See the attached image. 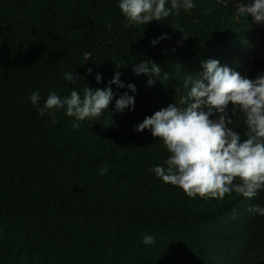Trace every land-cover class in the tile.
I'll use <instances>...</instances> for the list:
<instances>
[{
  "label": "trees",
  "instance_id": "1",
  "mask_svg": "<svg viewBox=\"0 0 264 264\" xmlns=\"http://www.w3.org/2000/svg\"><path fill=\"white\" fill-rule=\"evenodd\" d=\"M119 3L0 0V264H264V216L249 211L264 207V189L189 197L153 171L170 156L163 141L136 131L169 105L186 107L185 79L204 61L264 74V24L238 13L251 0H193L148 25L129 23ZM144 61L161 77L136 75ZM69 72L80 79H63ZM117 73L124 87L111 83ZM86 87L111 88L113 100L78 129L66 108L39 113L49 93L83 98ZM125 93L134 108L117 112ZM230 115L246 139L243 114Z\"/></svg>",
  "mask_w": 264,
  "mask_h": 264
},
{
  "label": "clouds",
  "instance_id": "2",
  "mask_svg": "<svg viewBox=\"0 0 264 264\" xmlns=\"http://www.w3.org/2000/svg\"><path fill=\"white\" fill-rule=\"evenodd\" d=\"M193 0H171V9L166 8V0H120L119 8L131 24L148 25L153 21H162L171 15L172 10H191ZM241 16H251L255 23L264 24V0H251L238 8ZM185 38H188L184 35ZM166 36L160 39H166ZM159 40L152 41L155 46ZM200 77H186L184 86L189 89L181 103L155 112L140 123L136 131H151L154 138L163 141L170 156L166 167L153 169L156 176L166 184L181 188L189 197L223 199L226 194L235 191L245 198H253L264 189V74L248 79L227 66H220L216 60L202 63ZM91 69L88 72L91 73ZM136 75L161 77V69L151 61L141 62L133 69ZM167 78V74H164ZM76 83L80 78L69 72L63 77ZM100 76L96 80L100 82ZM148 80V85L153 84ZM111 83L124 87L119 81V73ZM127 87L135 93L134 85ZM33 106L41 100L39 92L30 96ZM113 100L111 88L97 89L93 92L86 87L83 98L77 90L61 99L55 93H49L41 115L52 109L66 108V115L79 121L99 117L108 110ZM134 96L125 93L115 102V110L123 112L134 108ZM229 106L231 110L229 111ZM237 111L244 116L247 126L246 139L229 127L232 124L230 113ZM54 115V113H53ZM215 117V118H213ZM55 122V121H53ZM107 168L102 169V174ZM239 180L240 183H234ZM250 212L264 216V207L253 206ZM144 244L154 243V237L146 235Z\"/></svg>",
  "mask_w": 264,
  "mask_h": 264
}]
</instances>
